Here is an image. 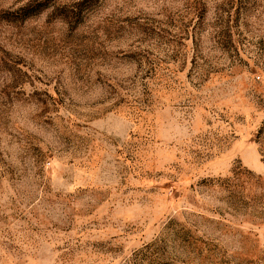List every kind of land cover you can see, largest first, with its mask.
<instances>
[{
    "label": "rangeland",
    "instance_id": "rangeland-1",
    "mask_svg": "<svg viewBox=\"0 0 264 264\" xmlns=\"http://www.w3.org/2000/svg\"><path fill=\"white\" fill-rule=\"evenodd\" d=\"M0 264H264V0H0Z\"/></svg>",
    "mask_w": 264,
    "mask_h": 264
}]
</instances>
